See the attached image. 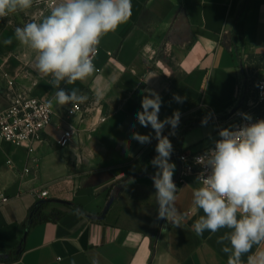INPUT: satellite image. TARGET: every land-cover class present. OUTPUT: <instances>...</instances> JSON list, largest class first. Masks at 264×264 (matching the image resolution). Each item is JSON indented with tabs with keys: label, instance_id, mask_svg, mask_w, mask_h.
Wrapping results in <instances>:
<instances>
[{
	"label": "crops",
	"instance_id": "crops-1",
	"mask_svg": "<svg viewBox=\"0 0 264 264\" xmlns=\"http://www.w3.org/2000/svg\"><path fill=\"white\" fill-rule=\"evenodd\" d=\"M59 2L34 0L27 11L0 19V110L9 103V78L17 89L52 100L55 90L33 70L34 53L15 40L14 31L40 22ZM9 37L13 43L5 45ZM251 54H264V0H132L130 20L101 39L94 73L74 85L62 84L88 96L83 111L68 117L73 104L53 101L54 121L31 154L0 136V251L19 246L37 201L49 215L26 232L22 254L0 264H227L216 242L227 230L197 236L192 228L203 215L192 203L198 185L176 184L175 207L185 216L177 228L157 219L151 178H135L121 190L118 182L135 171H157L151 164L155 133L136 120L149 90L162 98L161 120L181 113L176 136L169 135L171 126L162 134L181 150H200L234 116L242 77L238 56ZM174 93L184 102L173 100ZM206 116V125L182 131ZM70 126L71 144L62 147L58 137ZM133 131L151 133V143H138ZM170 162L177 170L172 155ZM44 189L48 195L39 198ZM112 194L116 198L106 217L91 218L102 213Z\"/></svg>",
	"mask_w": 264,
	"mask_h": 264
},
{
	"label": "clouds",
	"instance_id": "clouds-1",
	"mask_svg": "<svg viewBox=\"0 0 264 264\" xmlns=\"http://www.w3.org/2000/svg\"><path fill=\"white\" fill-rule=\"evenodd\" d=\"M33 3L34 0H0V19L25 12ZM131 16L132 0H60L40 22L15 28V40L34 53L31 67L55 90L47 107L51 108L53 101L64 106L88 100L78 89L62 84L70 86L90 77L95 71L93 59L101 39L127 23ZM3 43L11 45L13 38ZM173 100L184 102L175 93ZM161 106L159 93L149 90L141 100L142 111L136 113V120L142 127L150 126L157 140V155L151 161L157 169L151 177L156 190L157 219L179 228L185 216L175 207L176 165L170 162L174 148L162 133L165 126H171L169 135L176 134L181 113L176 110L161 120ZM238 115L248 123L221 128L214 147L195 158L203 170L196 176L198 186L193 189L192 203L203 215L192 228L197 236L206 231L216 234L227 230L216 241L228 257L227 264H264V119L251 122V115ZM208 119L206 116L202 125ZM132 139L143 145L151 143L153 137L151 133L133 131Z\"/></svg>",
	"mask_w": 264,
	"mask_h": 264
},
{
	"label": "built area",
	"instance_id": "built-area-1",
	"mask_svg": "<svg viewBox=\"0 0 264 264\" xmlns=\"http://www.w3.org/2000/svg\"><path fill=\"white\" fill-rule=\"evenodd\" d=\"M240 67L242 77L239 80V95L242 94V91L247 84V65L240 63ZM7 82L11 92L9 94L8 105L0 110V136L15 145L26 147L31 154L35 151V143L44 139L46 129L52 125L54 121V106L52 104V107L49 108L47 107V104L50 100L33 95L28 91L17 89L15 87L14 79L9 78L7 79ZM257 98V105L264 102V78L259 80L257 83ZM255 107L256 105H253L252 107H248L242 111L236 110L234 114H237V117L231 122V124L229 123V125L232 127L234 125L239 126L241 124L248 123V121L243 120L238 113H247L251 115V122L264 119V114L255 110ZM82 111V104H73L72 107L68 109L67 115L70 117ZM73 135L74 131L72 126L66 129L62 128V132L57 141L62 147H67L71 144ZM217 139H219V136L215 140ZM214 141L207 147L200 150L179 151L180 157L183 158L181 159L182 171L179 182L195 183L197 174L203 170L202 166L195 163V158L204 154L208 149L213 148ZM8 163H11V161L8 160ZM25 171L28 172L29 168ZM48 193V190L44 189L38 193V196L39 198H44L48 195ZM7 200L8 197L2 198L3 202Z\"/></svg>",
	"mask_w": 264,
	"mask_h": 264
},
{
	"label": "rangeland",
	"instance_id": "rangeland-1",
	"mask_svg": "<svg viewBox=\"0 0 264 264\" xmlns=\"http://www.w3.org/2000/svg\"><path fill=\"white\" fill-rule=\"evenodd\" d=\"M239 64L243 63L244 65H247V74H246V87H244L242 94L239 95V99L237 102L236 110H245L248 107H252L253 105H256L254 108L255 110H258L264 114V102H261L257 105V83L259 80L264 78V61L258 62L254 59H251L248 56H238ZM251 103V104H250ZM251 105V106H249ZM236 112V111H235ZM237 114H234V116H230L229 123L236 119ZM227 125V128H230L231 125ZM225 128V127H224ZM178 135L180 136L181 130H178ZM136 172V171H135ZM134 173V172H133Z\"/></svg>",
	"mask_w": 264,
	"mask_h": 264
},
{
	"label": "trees",
	"instance_id": "trees-1",
	"mask_svg": "<svg viewBox=\"0 0 264 264\" xmlns=\"http://www.w3.org/2000/svg\"><path fill=\"white\" fill-rule=\"evenodd\" d=\"M241 13H239L240 16ZM239 18V17H238ZM238 23V22H237ZM237 23L235 25V36H236V30H237ZM248 57H250L251 59H254L258 62V64H260V62L264 61V54H251ZM203 119L202 118H196L194 119L192 122H190L189 124H187L184 128H182V131H185L186 129H188L191 126L197 125V124H201V121ZM209 120V119H208ZM181 131V132H182ZM176 136V135H174ZM173 138H176L174 137ZM174 150L180 151L181 150V146L179 145H173ZM69 205H74L71 202H67ZM45 207V203H43L42 201H37L36 204H34L31 209L29 210V214L28 217L26 219V229H25V234L21 240V243L19 244V246L14 249V250H10V251H0V261H10L13 259L18 258L22 252H23V243H24V239H25V235L26 232L30 229L31 226H33L34 224H36L39 221L42 220H47L49 219V215H46L43 210ZM59 214L54 215V218H56ZM7 255V256H5Z\"/></svg>",
	"mask_w": 264,
	"mask_h": 264
},
{
	"label": "water",
	"instance_id": "water-1",
	"mask_svg": "<svg viewBox=\"0 0 264 264\" xmlns=\"http://www.w3.org/2000/svg\"><path fill=\"white\" fill-rule=\"evenodd\" d=\"M172 156L175 157V160L177 163V170H176L175 175L173 176L174 182H175V184H177L179 182L180 176H181L182 161H181L179 151H177V150L173 151ZM153 175H154L153 173H148V172H144V171H139V172H135V173H132L130 175H127V176L123 177L122 179H120V181L118 182V190H121L122 187L126 183H128L129 181H131L135 178H138V177H149V178H151ZM115 198H116V194H112L109 201L107 202L104 210L102 211V213L100 215H90V217L93 219H97V220H103L106 217V215H107L110 207L112 206L113 202L115 201Z\"/></svg>",
	"mask_w": 264,
	"mask_h": 264
}]
</instances>
